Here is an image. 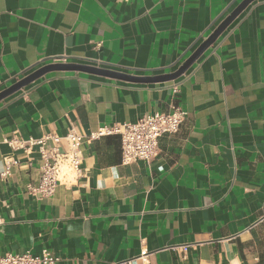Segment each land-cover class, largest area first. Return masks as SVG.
Segmentation results:
<instances>
[{
	"label": "crops",
	"instance_id": "obj_1",
	"mask_svg": "<svg viewBox=\"0 0 264 264\" xmlns=\"http://www.w3.org/2000/svg\"><path fill=\"white\" fill-rule=\"evenodd\" d=\"M243 0H0V92L52 64L137 78L176 72ZM177 90L176 92H174ZM176 103L178 133L121 165L117 136L82 144L75 184L38 198L36 152L4 140L133 123ZM0 256L56 264H264V0L247 6L178 78L136 83L51 71L0 101ZM187 246L184 259L170 248ZM131 264H142L133 260Z\"/></svg>",
	"mask_w": 264,
	"mask_h": 264
},
{
	"label": "built area",
	"instance_id": "obj_2",
	"mask_svg": "<svg viewBox=\"0 0 264 264\" xmlns=\"http://www.w3.org/2000/svg\"><path fill=\"white\" fill-rule=\"evenodd\" d=\"M118 1L128 2L130 0ZM186 115L187 113L178 104L173 103L166 111L145 114L133 123L103 126L88 135L80 133L71 126L63 136L47 133L39 138L23 139L13 134L5 139L4 143L12 152L23 154L36 152L41 162L39 179L35 185L27 186V192L38 198H51L57 187L71 186L80 177L81 147L85 141L117 136L120 142L121 165H129L138 161L150 162L157 156L159 140L177 134ZM4 163V168L0 172V182H4L10 176L11 169L20 164L13 156L7 157ZM170 249L177 253L180 259L186 257V245L173 246ZM149 256L150 253L142 246L135 258L108 264H131L133 260L148 264ZM57 262L58 258L45 249L39 254L24 252L0 256V264H56Z\"/></svg>",
	"mask_w": 264,
	"mask_h": 264
},
{
	"label": "water",
	"instance_id": "obj_3",
	"mask_svg": "<svg viewBox=\"0 0 264 264\" xmlns=\"http://www.w3.org/2000/svg\"><path fill=\"white\" fill-rule=\"evenodd\" d=\"M255 0H243L225 20L213 31V33L204 40L199 47L191 54V56L181 65V67L174 73L157 76V77H143L137 78L133 76H128L120 73H115L111 71H106L102 69H96L86 66L80 65H71V64H52L45 67H42L29 76L18 80L15 84L11 85L7 89L0 92V101L4 100L5 98L9 97L10 95L14 94L15 92L21 90L22 88L26 87L27 85L31 84L35 80L39 79L43 75L51 71H83L89 72L93 74H98L101 76L129 81V82H136V83H157V82H165L171 81L179 76H181L203 53L207 50L218 38V36L230 25V23L247 7Z\"/></svg>",
	"mask_w": 264,
	"mask_h": 264
}]
</instances>
